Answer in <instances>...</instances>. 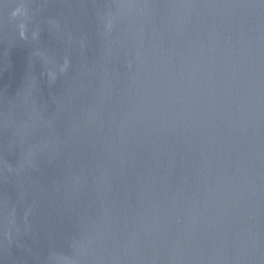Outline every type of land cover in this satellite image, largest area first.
I'll use <instances>...</instances> for the list:
<instances>
[{
  "label": "water",
  "instance_id": "1",
  "mask_svg": "<svg viewBox=\"0 0 264 264\" xmlns=\"http://www.w3.org/2000/svg\"><path fill=\"white\" fill-rule=\"evenodd\" d=\"M0 264H264V0H0Z\"/></svg>",
  "mask_w": 264,
  "mask_h": 264
}]
</instances>
